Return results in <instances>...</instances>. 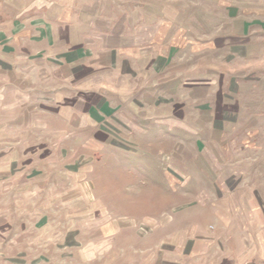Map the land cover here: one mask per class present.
<instances>
[{
  "label": "rangeland",
  "instance_id": "rangeland-1",
  "mask_svg": "<svg viewBox=\"0 0 264 264\" xmlns=\"http://www.w3.org/2000/svg\"><path fill=\"white\" fill-rule=\"evenodd\" d=\"M0 16V264H264V0Z\"/></svg>",
  "mask_w": 264,
  "mask_h": 264
},
{
  "label": "crops",
  "instance_id": "crops-1",
  "mask_svg": "<svg viewBox=\"0 0 264 264\" xmlns=\"http://www.w3.org/2000/svg\"><path fill=\"white\" fill-rule=\"evenodd\" d=\"M51 3V2H50ZM0 18L1 19H3L1 16H0ZM1 19H0V21H1ZM64 23L65 22H69V20H67V21H63ZM1 33H4L3 31H1V29H0V36H1ZM24 36V34L23 35H18V36H16L17 38L15 39V44H19L20 43V40H21V38ZM63 41V40H62ZM52 45V44H51ZM28 50H30L29 48H27ZM64 49H66V47H64ZM69 49V48H68ZM26 51L27 53H30V51Z\"/></svg>",
  "mask_w": 264,
  "mask_h": 264
}]
</instances>
